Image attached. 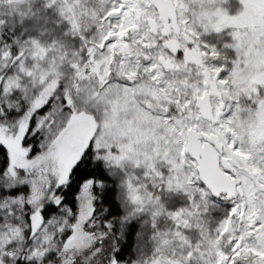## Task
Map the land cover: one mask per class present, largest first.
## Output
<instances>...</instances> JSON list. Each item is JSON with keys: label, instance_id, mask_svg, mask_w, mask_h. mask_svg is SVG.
Returning a JSON list of instances; mask_svg holds the SVG:
<instances>
[{"label": "snow or ice", "instance_id": "obj_1", "mask_svg": "<svg viewBox=\"0 0 264 264\" xmlns=\"http://www.w3.org/2000/svg\"><path fill=\"white\" fill-rule=\"evenodd\" d=\"M0 264H264V0H0Z\"/></svg>", "mask_w": 264, "mask_h": 264}]
</instances>
